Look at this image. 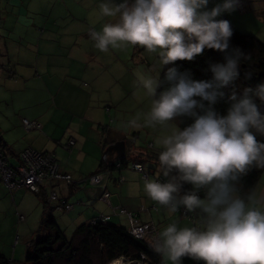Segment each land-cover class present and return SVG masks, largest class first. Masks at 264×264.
I'll use <instances>...</instances> for the list:
<instances>
[{
	"label": "clouds",
	"instance_id": "1",
	"mask_svg": "<svg viewBox=\"0 0 264 264\" xmlns=\"http://www.w3.org/2000/svg\"><path fill=\"white\" fill-rule=\"evenodd\" d=\"M208 3L209 0H122L117 4L102 0L99 16L113 18L114 22L105 23L100 31H90L89 36L100 52L139 46L156 54L161 66L192 61L205 49L224 53L229 48L232 29L227 20L215 18L235 11L238 0H223L205 10ZM241 55L233 50L225 56V63L211 65L214 82L193 81L186 73L170 67L164 75L169 87L159 95L158 74L137 70L138 82L151 104L147 113L134 116L126 127L159 126L165 130L155 143L160 175L167 178L166 182L146 179L144 191L169 213L182 207L186 213L199 212L202 220V227L170 223L159 233L154 251L168 264H182L185 257L202 264H264V189L255 187L241 195L237 187L253 167L264 169V143L256 139L257 133L264 135V115L253 99L264 103V84L244 89L239 97L231 94V106L223 117L211 107L224 95L219 89L236 79ZM194 97L207 101L209 107L205 109ZM197 108L203 114H197ZM181 116L194 117V122L181 130L173 123ZM112 163L119 164V170L123 168L120 162L108 164ZM133 164L142 166H130ZM183 184H190L192 190L180 195ZM201 190L204 198L198 195ZM123 260L121 257L110 264H122Z\"/></svg>",
	"mask_w": 264,
	"mask_h": 264
},
{
	"label": "rangeland",
	"instance_id": "2",
	"mask_svg": "<svg viewBox=\"0 0 264 264\" xmlns=\"http://www.w3.org/2000/svg\"><path fill=\"white\" fill-rule=\"evenodd\" d=\"M22 1H25V4L18 7L19 11L15 16L7 14L9 11L2 7L0 11L5 29L8 30L0 31V45H5L7 58L3 65L10 74L29 76L24 77L20 86L6 83L7 91L0 93L4 95L3 101H0V123L8 128L5 129L4 135L21 143H34L35 147L49 141L50 151L54 152L57 162L63 167H73V171L77 170L81 161L77 159L80 155H76V152L77 147L81 145L76 147L73 143L67 148V140L72 138L81 144L72 134V131L77 130L75 122L79 117L67 107L70 104L74 107L76 102L80 101L83 92L89 90L98 101L114 104L110 114L106 109L107 103L99 105L105 113V118L98 117L96 125L100 123V126L135 133L138 137L136 147L143 151L150 143L156 144V139L165 132L159 126L156 129L126 127L127 122L134 116L138 114L142 116L149 111L151 98L139 84L137 70L142 69L145 74L152 76L158 74L160 78L164 65H160L156 54L131 45L120 49L110 48L106 53L96 49L95 42L89 36L90 31H100L105 23L114 22L113 18L99 16L98 5L102 0ZM114 2L118 4L122 0ZM222 2L223 0H209L205 10H211ZM7 4L12 3L10 0H3L2 6L6 7ZM223 18L239 32L255 36L264 43V0H238L235 11L221 13L215 19ZM38 74L45 77L49 86L48 92L43 82L32 78L38 77ZM101 77L104 81H99L95 88L91 87L89 79ZM74 78L87 79L88 81L81 82L89 84L90 87L74 89L78 95L75 94L69 85ZM66 84V92L63 95L64 90L60 89ZM35 114L41 117L32 119L34 122L24 117ZM24 121L35 123L36 128H26L23 125ZM140 122L143 123V119ZM47 123L48 127L45 128ZM173 123L177 126L175 121ZM60 138H63L62 142H54ZM129 139L131 140L132 136ZM150 150L149 146L143 153L150 154L152 153ZM126 156V162L130 163L131 157L128 152ZM4 184L0 176V256L8 261L16 263L25 261L29 244L37 239L43 228L47 229L43 221L49 213L67 239L72 237L77 226L81 224L72 221L71 212L56 209L54 202L47 204L40 198V194L23 189L11 193ZM54 192L59 194V189L55 188ZM67 194L68 192L62 193L61 196ZM68 200L70 205H75L73 209H79L80 204L77 205L76 199L70 200L69 196ZM160 207L161 205L156 202L151 206V211L155 212L156 208L158 210ZM123 209L127 213L130 212L126 208ZM137 211L141 212L142 209ZM16 213L24 218L20 224L17 223ZM123 216L126 219V215ZM120 225L126 228L129 226L127 220ZM149 241L154 245L152 240ZM122 263L128 264V261L123 260Z\"/></svg>",
	"mask_w": 264,
	"mask_h": 264
},
{
	"label": "crops",
	"instance_id": "3",
	"mask_svg": "<svg viewBox=\"0 0 264 264\" xmlns=\"http://www.w3.org/2000/svg\"><path fill=\"white\" fill-rule=\"evenodd\" d=\"M10 3L12 4L11 5L7 4L6 7H3L2 6L3 0H0V11L2 7L9 11L7 12V14L9 15L11 14V16H15L16 12L19 11L18 7L24 5L25 1L10 0ZM27 13L29 14V12ZM2 16L3 15H1L0 13V31L7 32L8 30L5 29L4 20ZM5 57H6V47L5 45H0V93H5L7 91V89H5L6 83L12 84L13 86H20L21 81L24 79V77H29L28 75L17 76L14 73L10 74L9 73L10 71L5 69V65H3V63L7 59ZM32 78L34 80L43 82L47 92L49 91L48 90L49 86L44 76L38 74V77L34 76ZM89 80L91 83V87L93 88L96 87V84L99 81L100 82L104 81L102 77L100 79L93 78ZM81 81H88V80L87 79L80 80L78 78H74L72 80V82L69 84L72 92H74V89L81 90V87L83 88L90 87L89 84L82 83ZM66 88H67V84L65 87H62L60 89V90L62 89L64 90L63 95L66 92ZM3 97L4 95H0V101H3L2 100ZM76 103L77 104H75L74 107L72 106L73 104H70L67 107V109L73 110V114H75L76 117H79V119H76L78 121L75 122V125L77 126L76 127L77 130L72 131V134L75 135L74 137H76L81 142V144H79L78 141L73 140L72 138L68 139V140H73L74 146L76 147L78 145H81L80 147H77L78 149L76 152V155H80L77 159L81 161L79 162V166L77 170L73 171L74 169L73 167L72 168L63 167L61 164H59V162H57L54 152L50 151L51 148L48 145L50 144L49 141L40 147L37 146L35 147L34 143L33 144H28L27 142L21 143L18 140L12 139L11 137L9 138L6 137L4 135L5 133L4 131L5 129L8 128H5L6 126H3L0 123V146H1L0 150L2 154L6 157V160L9 163V165L17 166L19 164V157H18L19 153L27 148L40 153H49L54 155L55 160L58 163L57 164L58 170L64 174L71 175L72 179L76 182V185L75 187L74 186L70 187L64 184L62 181H55V182L46 181L42 185V191L40 197L47 199L50 193L55 191V188H58L59 194L55 192L58 197L57 202L59 201L67 202L69 204L68 202L69 196H70V200L76 199L77 205L80 204L79 209L78 210L76 208L73 209L75 205L72 204L73 210L71 209L72 211H69L71 212V219L75 224L89 223L96 218L108 217L109 218L108 222H112L115 225L121 226L120 224L124 223L126 219L122 214L118 212V208H126L130 212H136L137 214L136 218L140 223H145L152 226L154 228L153 234L155 235L156 238H158L159 233L164 228H166L170 223H177L178 227L194 226V224L191 222L192 220H190L188 217L181 216L179 211H177L176 213H169L167 208L163 206L158 208V210L156 208L155 212L151 211V206L156 204V202L152 201L144 191V182L146 179L143 178L142 174L131 169L130 165L132 163H141L143 164V166L145 165L144 169L149 173L148 179L162 178L166 181L167 178L163 177L162 175H160V172H158L159 166L152 167L149 165V164H156L155 161L158 160L159 149L157 148L156 144L150 143V145H148L147 148L145 147L144 151L149 149V146L151 148L150 151H152V153L149 152L150 154H146L143 153L144 151L142 149L136 147V139L138 137L136 136L135 133L121 131L118 128H112V127L108 128L107 126H100V123L96 125L95 121L97 120L98 117H101L102 119L105 118V113L101 110L99 105L107 103L106 109L108 110V114H110V110L112 109L111 107L114 104L111 102H103L101 100L98 101L96 97L90 93L89 90L88 92H83L80 101ZM24 117L30 118V120L34 122V120L32 119L41 116L35 114L31 117L30 116H24ZM103 123H105V121H103ZM47 127H48V123L45 125V128ZM130 136H132L131 140L129 139ZM124 138L127 140V143L123 140ZM60 141L62 142L63 138H60L59 140L58 139L54 140V142H60ZM118 141H124L125 157L128 152L131 157L130 163L126 162L123 165V168L120 170L119 169L113 170L111 173V177L104 181L103 186L105 187L104 188L105 192L108 193L109 195L108 200H104L102 196L103 193L102 187L81 185L79 184V181L85 176L97 172V170L99 169V165L102 162L101 157L105 149L108 147V145ZM149 155L150 156L154 155L155 156L154 158L156 160L154 159L152 161L151 160L148 161L147 157ZM157 165H159V163ZM174 174L175 173H172L171 175ZM121 178L123 179V182L120 183ZM188 185L192 190V186L190 184ZM256 188L264 189V170L260 176ZM67 192H68L67 196H61L62 193L65 194ZM54 205H55L54 207H56L57 203H54ZM105 205L107 206L106 208ZM139 209H142V211L138 212L137 210ZM145 212L147 213L144 216L143 213ZM16 215L19 214L16 213ZM198 217L199 218H196L197 220H195L194 223H196L195 224L196 227H202L201 215L199 214ZM162 259L165 264H168V262H166V260L163 257ZM199 263L201 264V262L192 260L188 257H185L182 260V264H199Z\"/></svg>",
	"mask_w": 264,
	"mask_h": 264
},
{
	"label": "trees",
	"instance_id": "4",
	"mask_svg": "<svg viewBox=\"0 0 264 264\" xmlns=\"http://www.w3.org/2000/svg\"><path fill=\"white\" fill-rule=\"evenodd\" d=\"M230 26L233 34L229 39V48L226 52L221 53L205 49L202 55L195 57L192 61H176L164 65L159 78L160 87L156 90L157 95L169 87L164 75L170 67H175L180 73H186L193 81L214 82L213 73L210 70L211 65L225 63V56L230 55L233 50H238L242 54L238 64V75L228 86L219 89L224 95L211 105L212 109L223 117L231 106L229 100L231 94L235 93L239 97L243 94L244 89H255L258 85L264 84V43L255 36L239 32L231 23ZM194 99L203 104L205 109L209 107L207 101H201L199 97H194ZM253 99L260 113L264 115V103H261L258 98L253 97ZM194 111L197 114H203L199 108ZM174 121L182 130L194 122V117L181 116ZM256 139L260 143H264V135L257 133ZM123 140L127 143L125 138ZM2 156L4 157V155ZM154 157V155H149L147 160L152 161L155 159ZM126 158L127 156L120 162L121 167L126 163ZM155 163L158 164V160ZM113 168L112 164L101 162L97 172L113 170ZM263 170L253 167L241 177L237 185L241 195H245L257 186ZM198 195L200 198H204V191L201 190ZM40 198L49 204L47 199ZM178 211L183 216L181 208ZM198 216L199 212H194L188 213L185 217L195 221L196 218H199ZM43 224H46L47 229L43 228V232L37 236V239L29 244L24 262L16 263L0 256V264H107L121 257L128 262L165 264L162 256L154 251V245L148 239H134L125 227L110 224L108 221L102 222L99 218L89 223L80 224L70 239L63 235L55 221L50 217V213L44 217ZM195 224L194 226H196ZM141 255L144 257L143 259H141Z\"/></svg>",
	"mask_w": 264,
	"mask_h": 264
},
{
	"label": "built area",
	"instance_id": "5",
	"mask_svg": "<svg viewBox=\"0 0 264 264\" xmlns=\"http://www.w3.org/2000/svg\"><path fill=\"white\" fill-rule=\"evenodd\" d=\"M23 125L26 128H36L35 123H29L27 121L23 122ZM74 143L73 140H69L67 148L72 146ZM0 151V174L1 179L4 181L5 187L9 192H14L18 189H24L28 192L39 194L42 191V185L46 181H62L67 186H75L76 182L72 179L71 175L64 174L58 170V165L55 160L54 155L49 153H39L32 149H24L19 153V165L14 167L8 164L6 157L2 156ZM116 169L120 168L119 164H116ZM131 169L141 173L143 177L147 178L148 173L144 171L143 167L140 164H133ZM111 177V171L105 170L100 171L88 176H85L79 181L81 185H91V186H100L103 189V199L108 200V193L104 191L103 183L106 179ZM161 182H166L162 178H157ZM123 182V179H120V183ZM80 186V185H79ZM48 203L55 202L57 203L56 209L69 212L72 209V205H69L67 202H57L58 197L53 191L47 197ZM118 212L122 215H126V220L128 223L127 231L128 233L137 240L149 239L155 244L157 238L153 234L154 228L149 224L140 223L136 218V214L127 213L123 208H118ZM182 215L185 217L188 215L186 211L181 207ZM102 222H107L108 217H101ZM24 218L21 215H17V222L22 223ZM194 224V220H192ZM144 257L141 255V259Z\"/></svg>",
	"mask_w": 264,
	"mask_h": 264
},
{
	"label": "water",
	"instance_id": "6",
	"mask_svg": "<svg viewBox=\"0 0 264 264\" xmlns=\"http://www.w3.org/2000/svg\"><path fill=\"white\" fill-rule=\"evenodd\" d=\"M125 158V143L124 141H118L108 145L102 154L101 160L104 164H108L110 162H121ZM190 187L188 184H183L181 188V195H183L186 191H190Z\"/></svg>",
	"mask_w": 264,
	"mask_h": 264
},
{
	"label": "bare ground",
	"instance_id": "7",
	"mask_svg": "<svg viewBox=\"0 0 264 264\" xmlns=\"http://www.w3.org/2000/svg\"><path fill=\"white\" fill-rule=\"evenodd\" d=\"M40 153V152H39ZM112 165H113V167L115 166V164L114 163H112ZM123 264V263H122Z\"/></svg>",
	"mask_w": 264,
	"mask_h": 264
},
{
	"label": "flooded vegetation",
	"instance_id": "8",
	"mask_svg": "<svg viewBox=\"0 0 264 264\" xmlns=\"http://www.w3.org/2000/svg\"><path fill=\"white\" fill-rule=\"evenodd\" d=\"M142 166H143V164H142ZM144 166H145V165H144ZM144 166H143V167H144Z\"/></svg>",
	"mask_w": 264,
	"mask_h": 264
}]
</instances>
